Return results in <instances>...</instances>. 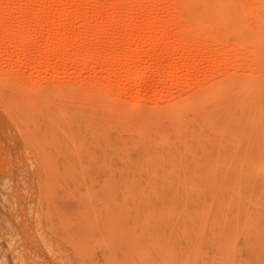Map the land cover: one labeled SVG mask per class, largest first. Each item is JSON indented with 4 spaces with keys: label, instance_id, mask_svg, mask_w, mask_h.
Here are the masks:
<instances>
[{
    "label": "rangeland",
    "instance_id": "1",
    "mask_svg": "<svg viewBox=\"0 0 264 264\" xmlns=\"http://www.w3.org/2000/svg\"><path fill=\"white\" fill-rule=\"evenodd\" d=\"M241 1L0 0V264H264L259 218L200 226L264 179V0Z\"/></svg>",
    "mask_w": 264,
    "mask_h": 264
},
{
    "label": "bare ground",
    "instance_id": "2",
    "mask_svg": "<svg viewBox=\"0 0 264 264\" xmlns=\"http://www.w3.org/2000/svg\"><path fill=\"white\" fill-rule=\"evenodd\" d=\"M204 2H205V0H203ZM191 2V1H190ZM220 2V1H219ZM240 2H242L241 0H240ZM188 3V2H187ZM193 3V2H192ZM203 3V2H202ZM206 3V2H205ZM221 3V2H220ZM230 0H222V4L221 5H223L224 7H226L227 8V11H228V9H230ZM214 4V3H213ZM207 5V4H206ZM220 5V6H221ZM242 5H243V3H242ZM259 5V4H258ZM189 6V5H188ZM187 5H186V7L187 8H189ZM214 6V5H213ZM212 6V7H213ZM235 6H236V3H235ZM191 7H192V5H191ZM203 7V6H202ZM208 7V6H207ZM223 8V7H222ZM261 8V7H260ZM203 9V8H202ZM211 9V8H210ZM234 9V8H233ZM219 10V9H218ZM223 10H225V8L223 9ZM242 10V16L243 17H247L245 14H247V10H246V12H245V9H241ZM234 11H235V13H236V9H234ZM204 12V11H203ZM206 12L208 13V11L206 10ZM225 12H226V10H225ZM251 12V11H250ZM227 13V12H226ZM219 14V13H218ZM221 14V13H220ZM254 15H256L257 13H253ZM223 15V14H222ZM222 15H221V18H222ZM253 15V16H254ZM258 15V14H257ZM264 15V14H263ZM204 16H206L207 17V15H204ZM224 16V15H223ZM227 16H228V14H227ZM199 17L200 16H198L197 17V19H199ZM258 17H259V15H258ZM257 17V24L259 25V26H262L263 27V29H264V16L263 17H260L261 19H259ZM225 18V17H224ZM230 18L231 17H228L227 18V23H228V25H230ZM237 18V17H236ZM239 19H240V17H238ZM255 18H256V16H255ZM254 18V19H255ZM239 19H237V21L239 20ZM244 19H247V18H244ZM201 20V19H200ZM222 20H223V18H222ZM220 21H221V19H220ZM239 21H241L240 23H243L242 21L243 20H239ZM249 20H247V22H248ZM197 23V22H196ZM199 23H200V21H199ZM207 23V22H206ZM218 23V22H217ZM223 23L224 24H227V23H225L224 21H223ZM201 24H202V22H201ZM203 24H205V23H203ZM208 24V23H207ZM206 25V24H205ZM217 25V24H216ZM244 25H245V23H244ZM201 26V25H200ZM207 26V25H206ZM210 27H212V25H209ZM219 26V25H218ZM220 26H221V24H220ZM211 30V29H210ZM228 30H229V28H228ZM261 32H263L262 33V35H260V33ZM259 33V32H258ZM260 33H259V39L261 40V41H264V30L262 31V30H260ZM166 35V34H165ZM190 37V36H189ZM9 38V37H8ZM131 38V37H130ZM129 38V39H130ZM137 38V37H136ZM128 39V38H127ZM141 40V39H140ZM187 41H189L188 39H186ZM191 40V39H190ZM138 41V40H137ZM142 41V40H141ZM133 42H134V40H133ZM128 43V42H127ZM132 43V41L130 42V44ZM137 43H139V42H137ZM141 43V42H140ZM188 43V42H187ZM187 43H186V46H187ZM188 44H190L191 46H194V47H196V49H197V46H199V44H197V43H195V41H190ZM201 45V44H200ZM189 47V46H188ZM190 48V47H189ZM192 48V47H191ZM66 51V50H65ZM77 51V50H76ZM91 51V50H90ZM136 51V50H135ZM140 51V50H139ZM146 51V50H145ZM144 51V52H145ZM70 52H72V51H70ZM95 52V51H94ZM137 52V51H136ZM135 52V54H134V56L137 54ZM142 52V51H141ZM62 53V52H61ZM69 53V52H68ZM93 53V52H92ZM91 53V54H92ZM143 53V52H142ZM154 53V52H153ZM155 53H156V51H155ZM58 54H60V53H58ZM74 54V53H73ZM72 54V55H73ZM89 54H90V52H89ZM133 54V53H132ZM147 54V53H146ZM97 55V54H96ZM87 56H89V55H87ZM100 56V55H99ZM154 56V55H153ZM95 57V56H94ZM109 57V56H108ZM161 59V58H160ZM160 59H159V61H157V64H158V62H161L160 61ZM156 60V59H155ZM155 62V61H154ZM153 62V63H154ZM155 65V64H154ZM159 65V64H158ZM170 66V65H169ZM124 67H126V65L124 66ZM172 68H174V67H172L171 66V71H173L172 70ZM125 69V68H124ZM125 71V73H131L132 71H131V69L129 68L128 69V65H127V68L124 70ZM133 72H134V74H135V76H134V80L132 81V83L133 84H135V85H139V84H141V83H143V82H145V80H146V77L141 73V70H139L138 68L135 70V69H133ZM170 73V72H169ZM262 81H259L258 80V82H254L255 84L253 85V87H255V89H256V92L257 93H259L260 94V92L262 91V90H264V85L261 83ZM236 83H238V85H241L240 83H242V82H236ZM236 83H235V86H237L236 85ZM257 83V84H256ZM228 84H230V83H228ZM228 84L226 85V84H224L225 86H224V88L227 86V87H230V85L228 86ZM234 84V83H233ZM232 84V85H233ZM232 85H231V87H232ZM246 86H248V85H246ZM230 87V88H231ZM234 87V86H233ZM244 87V86H243ZM249 87V86H248ZM252 87V88H253ZM240 88V87H239ZM245 88H247V87H245ZM227 89L228 88H226V91H227ZM250 89V88H249ZM242 90V89H241ZM234 91V90H233ZM224 93V92H223ZM230 93V92H229ZM228 92L227 93H224V94H229ZM234 93V92H233ZM256 93V94H257ZM247 94V93H246ZM245 94V95H246ZM222 96H224L223 94H221ZM231 95V94H230ZM233 95V94H232ZM261 96V95H260ZM228 97V96H227ZM237 97V96H236ZM217 98V97H216ZM220 98V97H219ZM249 98V97H248ZM260 97H258V99H259ZM244 99H246V98H244ZM260 100V99H259ZM237 101V100H236ZM256 103V102H255ZM177 104V103H176ZM229 104V103H228ZM236 104V103H235ZM183 106H185V105H183ZM201 106V105H200ZM227 106V105H226ZM225 106V107H226ZM230 106V105H229ZM181 107V106H180ZM188 107V106H187ZM195 107V106H194ZM182 108H185V107H182ZM181 109V108H180ZM228 109V108H227ZM250 109V108H249ZM192 110V109H191ZM203 110V109H202ZM174 111V110H173ZM184 111H185V109H184ZM183 111V112H184ZM230 112V111H229ZM180 113V112H179ZM197 114V113H196ZM199 114V113H198ZM179 116V115H178ZM231 116V115H230ZM108 117V116H107ZM175 117V116H174ZM258 117V116H257ZM178 118V117H177ZM192 120V119H191ZM228 120H230V119H228ZM53 121V120H52ZM51 121V122H52ZM80 126V125H79ZM179 128V127H178ZM105 129V128H104ZM180 129V128H179ZM175 130V129H174ZM156 131V130H155ZM154 131V132H155ZM147 134V133H146ZM169 134V133H168ZM175 134H176V137H178V138H180L181 136V134H183V133H181L180 134V132H179V130L177 129L176 130V132H175ZM154 135V134H153ZM156 135V134H155ZM160 135V134H159ZM162 135H164V133L162 134ZM170 135H171V133H170ZM170 135H167V136H169V138L168 137H162V138H165V139H169L170 140ZM73 136V135H72ZM145 136V135H144ZM150 136H151V133H150ZM150 136H149V134H148V138H150ZM166 136V135H165ZM69 137V136H68ZM248 137H250V136H248ZM196 138H198V136H196ZM76 139V138H75ZM153 139H155V137L153 138L152 136H151V140H153ZM181 139H183L184 140V138H181ZM188 138H186V140H187ZM258 139H259V137H258ZM144 140H146L145 138H144ZM158 140V139H157ZM160 140V139H159ZM173 140V139H172ZM178 140H180V139H178ZM186 140H185V142H186ZM146 142H147V140H146ZM149 142H150V140H149ZM166 142H167V140H166ZM170 142H171V140H170ZM169 142V143H170ZM176 142H177V140H176ZM176 142H173V144L175 145V143ZM185 142H182V144H185ZM162 143H165V140H164V142H163V140H162ZM146 143H144V145H145ZM150 144V143H149ZM168 144V143H167ZM258 144V146H257V153L259 154L257 157H256V162H255V165L260 169L259 171H261V170H263L264 171V143H257ZM151 145H156L155 143L153 144V142H151ZM158 145H162V144H157V146H155V147H157L158 148ZM170 145V144H169ZM169 145H167L168 147H169ZM79 146V145H78ZM81 146H82V143H81ZM146 146H148V145H146ZM163 147H165V145L163 144L162 145ZM173 146V145H172ZM171 146V147H172ZM181 146V145H180ZM129 147V146H128ZM127 147V148H128ZM132 147H135V146H132ZM138 147H140V146H138ZM138 147H136V148H134V149H137ZM141 147H142V145H141ZM150 147V146H149ZM160 147V146H159ZM162 147V148H163ZM175 147V146H174ZM143 148V147H142ZM154 148V147H153ZM157 148H155V150H154V152H157ZM175 148H177V145H176V147ZM184 149H182V152H184V154L186 153V152H188L189 151V147H183ZM238 148V147H237ZM79 149V148H78ZM148 148H144V153H148V152H146V151H148L147 150ZM150 149H151V147H150ZM168 149H170V147L168 148ZM138 150H139V148H138ZM146 150V151H145ZM152 150V151H153ZM171 150V149H170ZM176 150V149H175ZM178 150H180V149H178L177 148V151ZM236 150V149H235ZM238 150V149H237ZM135 151V150H134ZM141 151H143V150H141ZM169 151V150H168ZM167 151V153H172V151L170 152H168ZM79 153V152H78ZM166 153V155H168ZM178 154H180L181 155V151L180 152H177ZM203 153V152H202ZM85 154V153H84ZM149 154V153H148ZM152 154H153V152H152ZM156 154V156L157 155H159V153H155ZM155 154H153V155H155ZM91 155V154H90ZM163 155V154H162ZM144 156V155H143ZM169 156L170 155H168V158H169ZM79 157V156H78ZM151 157V156H150ZM171 157V156H170ZM182 157V156H181ZM180 157V158H181ZM245 157V156H244ZM79 158H81V157H79ZM145 158H148V159H153L152 157L151 158H149V157H145ZM226 158V157H225ZM154 159H155V157H154ZM158 159V158H157ZM156 159V160H157ZM217 159H219V158H217ZM171 160H173V159H171ZM148 161V160H147ZM153 161L154 160H152L151 162L153 163ZM160 161V160H159ZM180 161V160H179ZM155 162V161H154ZM218 162H219V160H218ZM157 163V162H156ZM156 163H155V167L157 168V166L158 165H160L161 163H159V164H157L156 165ZM168 163H170L171 165H172V162L170 161V160H168ZM168 163H167V165H168ZM204 163H206V162H203V164ZM166 164V163H165ZM217 164V163H216ZM181 165H182V163H181ZM198 166V165H197ZM153 167V166H152ZM159 167H161V166H159ZM173 167H175L174 165H173ZM181 167V166H180ZM216 167H217V165H216ZM162 169H164V166L163 167H161ZM183 168V167H182ZM198 168V167H197ZM229 168V167H228ZM227 168V169H228ZM171 169L174 171V169L171 167ZM166 170V169H165ZM172 170H169V172L171 171V172H173ZM229 170V169H228ZM155 171V170H154ZM262 171V173H264ZM163 172V171H162ZM170 172V173H171ZM227 173H228V171H226ZM225 172V173H226ZM168 175H169V173H167ZM175 174V173H174ZM180 174V173H179ZM217 174V173H216ZM222 174V173H221ZM151 175H153V173H151ZM155 175V174H154ZM154 175H153V178H155V179H157L158 177L156 176V177H154ZM244 175V174H243ZM148 176H149V174H148ZM162 178H160V176H159V178L160 179H168V177L169 176H167V177H165L164 178V176H165V174L163 173L162 175ZM185 176V175H184ZM211 176H213V174L211 175ZM210 176V177H211ZM227 175H224L223 177V180H221L222 181V183H223V181L226 179L225 177H226ZM179 180H180V177H178V176H176ZM207 177H208V175H207ZM216 177H217V175H216ZM150 178H152V177H150ZM213 178V177H212ZM133 179V178H132ZM210 179V178H209ZM209 179H208V181H209ZM217 178H215V182L213 181V185H214V187L217 185H219V184H216V180ZM246 179H247V175H244V176H242V179H241V181H240V184L239 185H241L240 187H239V185H238V187L236 188V190H235V192H233L232 193V195H230V194H225L226 196H218V197H213V195H215L214 193H215V190H216V188L213 190V195L211 194V196H212V198H215V199H212L210 202H209V207H208V211L206 212V213H203V211H202V220H201V222H200V226H201V232H202V234L204 233L205 234V230H207L208 228H211V227H213L214 225H217L216 223H214V225H213V222H218V221H220V220H222L225 216H227V213H228V211L230 210V207L231 206H234V208H235V210H236V212H239V211H243V212H246V213H248L249 214V216H252L253 218H259V221H260V228H259V231H258V233L259 234H261V235H264V179H261V180H259L256 184L255 183H253V184H251V183H246ZM135 180V179H134ZM154 180V179H153ZM214 180V179H213ZM168 181V180H167ZM236 185V184H235ZM234 185V186H235ZM186 186V185H185ZM221 186H222V184H221ZM219 187H220V185H219ZM222 188H225V189H228L227 187H221V189ZM209 189H211L210 187H209ZM218 190H220V188H218ZM224 190V189H223ZM210 192H212V191H210ZM217 192H219V191H217ZM222 193H223V191L221 192V195H222ZM141 194V193H140ZM217 194V193H216ZM139 197H140V195H139ZM141 198V197H140ZM142 199V198H141ZM143 201V200H142ZM186 202V201H185ZM240 202V203H239ZM146 203V202H145ZM162 206V205H161ZM208 206V205H207ZM139 208V207H138ZM164 208V207H163ZM183 209H185V208H183ZM197 214V213H196ZM237 216H238V214H236ZM226 220V219H225ZM194 221V220H193ZM253 221V220H252ZM228 222V221H227ZM246 222V221H245ZM229 223V222H228ZM218 225H221V222H220V224H218ZM229 225V224H228ZM245 225L246 224H244V228H245ZM138 226V225H137ZM185 226V225H184ZM211 226V227H210ZM215 228H216V226H215ZM219 228V227H218ZM193 229V228H192ZM212 229H214V228H212ZM215 230V229H214ZM211 231V230H210ZM219 231V230H218ZM221 231V230H220ZM212 232H214L213 230H212ZM215 233V232H214ZM185 234V233H184ZM201 234V233H200ZM201 234V235H202ZM215 234H217L218 235V232H216ZM221 234V233H220ZM186 235V234H185ZM187 237V236H186ZM218 238V237H217ZM219 239H216V241H218ZM218 244H220L219 242H217ZM199 246V245H198ZM219 246V245H218ZM217 246V247H218ZM219 248H221L220 246H219ZM217 249L218 251L220 250V249ZM220 252H221V250H220ZM225 254V253H224ZM226 255V254H225ZM225 255H221V253H220V255L219 254H217V262H218V264H219V262H224V261H226V262H228V261H230V255H229V257H228V255H227V257H225ZM234 257V256H233ZM194 260H196V259H194ZM205 262V261H204ZM226 262H224V263H226ZM234 262V261H233ZM233 262H232V264H233ZM220 264H222V263H220ZM226 264H228V263H226ZM229 264H231V263H229Z\"/></svg>",
    "mask_w": 264,
    "mask_h": 264
}]
</instances>
